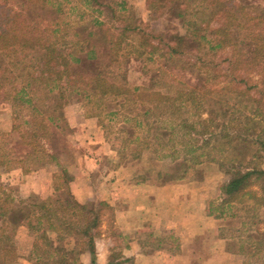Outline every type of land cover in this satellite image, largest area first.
Here are the masks:
<instances>
[{
    "label": "rangeland",
    "instance_id": "rangeland-1",
    "mask_svg": "<svg viewBox=\"0 0 264 264\" xmlns=\"http://www.w3.org/2000/svg\"><path fill=\"white\" fill-rule=\"evenodd\" d=\"M95 1L44 0L41 7L37 0H0L1 16L6 8L10 13L24 11L26 18L22 20L20 15L12 14L10 25L27 19L31 25L39 27L42 38L55 39L60 45L74 48L80 55L95 48L97 56L87 62L90 69L83 72L99 71L108 82L114 83L111 94L101 96L91 92L89 96L82 97L64 77L60 81H47L49 85L55 84V89L58 85L65 87L62 112L66 125L63 126L64 122L60 120L59 128L51 127L50 141L45 138L33 140L30 136L11 139L16 151L26 146L22 141L29 143V150H36L37 153L48 151L40 163L27 158L21 161L17 157L0 160V202L5 200L4 215L0 216V264H45V261L53 264V259L63 256L67 264H101V261L102 264H132L124 260L121 249L123 234L115 227L121 201L115 194L110 201L103 198L107 186L112 191H125L121 188V172L113 171L120 166L125 167V177L132 174L137 181H176L179 178L173 179L174 175L181 174L183 177L186 173L192 181L190 188L193 193L202 195L213 215L223 209L224 217L219 222L224 233L235 235L230 243L234 249L243 245V252H240L242 264H262L264 253L263 256L261 253L252 256L253 248L248 246V235L258 237L255 233L264 230V222L254 223L259 214L256 205L251 199L244 204L235 202L232 206L221 203V197L226 195V185L236 175L229 162L223 159L221 153L207 151L200 162L181 168V158L171 160L165 156L170 150H167L163 140L152 136V130H146L147 122L161 125V118L157 122L154 114L144 116L142 112L148 106L150 92L168 89L169 94H173L176 91L173 87L181 86L173 80L174 74L182 75L180 80L184 85H191L192 81V84L202 83L206 73H218V77L210 78L207 85L203 84L220 87L227 77L225 70L235 58L238 63L234 74L244 81L240 83V89L244 84L257 82L259 67L249 62L247 55L252 51L254 29L264 31V0H219L220 4L214 7L212 16L213 5L206 0H183L181 7L186 5L187 9L184 19L190 18L200 27H206L208 23L209 29L227 22L229 18L225 19V9L237 4L243 8L227 28L230 42L208 49L205 40L197 37L202 32H196L195 38H189L183 44L180 54H169V47L176 32L183 34L187 30L182 26V19L149 7L148 3L152 0H124L123 8L120 0ZM22 5L27 7L24 9ZM254 20L259 23L256 27ZM1 23H4L2 18L0 29ZM205 33L213 39V34ZM213 42L214 39L211 44ZM38 54L20 50L3 57L0 53V146L3 148L6 147L4 138H9L11 129L19 130L20 126L26 129L22 120L27 117V108L21 109L20 102L14 99L19 87L29 83L42 96L44 82L30 79V76L41 72V65L37 62L34 67L27 66L28 61ZM240 59H244L245 65ZM190 64L194 65L191 67ZM197 73L203 75L199 80ZM249 91L252 95L258 94L257 87ZM194 110L195 107L191 108L190 114ZM189 111L185 116L191 117ZM137 120H141V125H137ZM13 134L17 135V131ZM89 147L98 151L95 155L92 152L97 165L91 171L87 167L90 163L94 164L93 159L85 156L89 154ZM247 159L244 168L264 170L262 147H256ZM221 161L223 165H220ZM116 177L119 179L109 182ZM30 187H34L35 191H30ZM73 188L79 191L82 198L73 193ZM252 188L259 191L255 185ZM67 192L81 203L99 208L96 224L91 225L93 216L87 211L68 206L65 213L61 210L56 212L72 223L74 230L67 233L62 226L51 228L49 224H57L56 221L50 223L53 221L51 215L32 206L47 200L46 207L53 209L57 204L51 198L65 197ZM98 201L107 205L99 206ZM59 204L61 208L66 207L65 202Z\"/></svg>",
    "mask_w": 264,
    "mask_h": 264
},
{
    "label": "trees",
    "instance_id": "trees-1",
    "mask_svg": "<svg viewBox=\"0 0 264 264\" xmlns=\"http://www.w3.org/2000/svg\"><path fill=\"white\" fill-rule=\"evenodd\" d=\"M37 1L40 4L39 6L43 7L44 0ZM124 2V0H120L122 8V3ZM206 2L213 5L211 7L212 16L215 12L214 7L219 5L220 1L206 0ZM96 3L101 4L100 2ZM182 3L183 0H152L148 3L149 7L160 9L163 14H172L174 18L182 19V26L184 29H187L183 34L175 33L174 42L169 47V54H180L183 44L187 39L195 38L196 32H202L197 37L205 40L208 44V49H215L224 42H230V32L227 28L231 26L233 19L239 15L241 8H243L242 5L237 4L236 7L230 6L225 9V19L229 18L227 22L225 21L223 25L209 29L208 23L206 27H200L199 23L190 18L184 19L187 15V9L186 5L181 7ZM22 6L24 9L27 7V5ZM106 6L109 8V5ZM12 14L20 15L22 20L26 18L24 11L20 10L16 13H10L9 8H6L3 16L0 15V19L4 20V23H1L2 28L0 29V53L3 57H9L10 53L20 50L32 51L35 54L39 53V57L38 55L33 56L28 61L27 66L31 68L37 62L40 63L41 72L30 76V79L35 81L41 80L44 82V85L41 97L40 91H37L36 87H30L29 83L19 87L15 93L14 99L20 102V108H27V117L22 120V124L26 126V129H21L20 126L19 130H15V128L10 130L11 135L9 133V138L7 139L8 136H6L3 141L6 147L0 146V160L4 159L8 161L17 157L21 161L27 158L28 160L32 159L34 163H40L43 156L48 154V151L44 150L41 153H37L36 150H29L27 148L29 143L24 141H22V144L26 145L24 149L16 151L13 144H11V139H15L16 137L18 139L19 136L22 138L30 136L33 140L45 138L50 141L49 129L51 127H60L58 121H63L62 107L65 102L62 101V97L65 94V87L58 85L57 89H55L56 85H49L47 81H60L64 77L70 87L77 88V92L82 97L89 96L91 92L99 93L101 96L111 94L114 83L108 82L99 71L92 73L90 71L83 72L84 69H88L90 66V63L88 64L87 62L97 56L95 48H91L84 55H80L75 52L74 48L71 49L66 45H60L55 39L50 37L42 38L40 35L42 31H39V27L31 25L27 19L26 21L21 20L20 23L10 25ZM254 22L253 25L256 27L259 23L257 21ZM206 31L210 35L213 34L214 42L212 44L213 39L207 37ZM254 32L256 33L253 34L252 51H250V55H247V57L249 58V62L251 61L252 64L259 67L257 82L254 84H244L245 86L240 89L239 85L243 81V78L234 74L236 62L238 63L237 58L232 59L229 69L225 70L227 77H225L224 81L222 80L224 83L220 87L212 88L209 85L205 86L203 84L206 83L207 85L210 78L218 77V73L209 72L205 76L197 73L200 76L198 80L201 76H203L204 80L202 83L197 84H192V81L191 85H184V82L180 80V76L182 75L174 74L173 80L180 83L181 86H174L173 88L176 91L173 94H169L168 89L164 92L161 90L150 92L151 98L142 115L154 114L157 122L161 118V125L155 126L154 123L147 122L148 126L146 130L147 132L152 130L154 132L152 136L163 140L167 150H170L169 154L166 153L165 156L170 157L171 160L181 158L180 160L185 164L180 163L181 168L200 162L207 151L221 153L223 159L229 162L230 168L234 169V173L236 174L231 182L226 185L224 190L226 195L221 198V203L223 205L231 204L232 206L235 202H239L240 204L242 202L244 204L246 200L249 202L248 200L251 199L252 203L256 205L255 209L258 211L259 207L264 206V170L244 168L246 159L256 150V147H262L264 150V31L254 29ZM63 43L67 44V42ZM27 54L25 53L24 55ZM243 60L240 59L239 61L245 65V61ZM190 65L192 67L194 64ZM252 87H255V89L257 87V96L250 94L249 90ZM39 98L41 99L37 100ZM193 107H195V110L190 114L189 110ZM188 111V115L191 117L185 116ZM126 120H128V117H126ZM136 123L137 125H141V120H137ZM64 125H66L65 122L63 123ZM15 131H17V135L13 134ZM178 132L181 133L178 135ZM176 138L179 139L177 140L178 144L175 142ZM220 165H223L222 161ZM157 175H159V172ZM180 177L181 174H177L172 178L177 179ZM254 185L258 187L261 193L252 188ZM51 199L57 204L53 209L46 207L47 200L32 205L39 207L40 210L47 211L53 220L50 223L53 222L54 224V221H56V227L49 224L51 228L62 226V229L67 233L74 230L71 227L72 223L70 221L56 214L58 210L65 213L68 206L90 213L93 216L92 226L98 222L99 208H95L94 205L88 206L85 203H81L69 192L66 193L65 197L57 196ZM4 201L0 202V216L4 215L2 211ZM60 202H65L66 207L61 208ZM98 205L107 204L103 201H98ZM222 215V208L214 214L217 218ZM230 215L235 216L234 213ZM255 222L257 224L264 221L257 217L254 220ZM255 234L258 237L248 235V246L253 248L252 256L264 253V230L257 231ZM242 247L243 245H240L237 251L243 252ZM45 264H49V262L45 261ZM53 264H67L65 256L53 259ZM262 264H264V261Z\"/></svg>",
    "mask_w": 264,
    "mask_h": 264
},
{
    "label": "crops",
    "instance_id": "crops-1",
    "mask_svg": "<svg viewBox=\"0 0 264 264\" xmlns=\"http://www.w3.org/2000/svg\"><path fill=\"white\" fill-rule=\"evenodd\" d=\"M93 151L94 155L98 152L95 147H89L88 156L85 154L94 162L87 167L90 171L97 165ZM124 168L120 166L113 171L121 172V188L125 191L121 189L118 193L107 186L102 197L110 201L115 194L121 201L115 227L123 234L121 249L125 261L132 264H242L241 253L230 245L235 235L224 233L219 222L224 216L215 217L202 195L193 193L192 181L186 173L176 181H137L132 174L125 177ZM119 178H111L109 182ZM30 188L35 191L34 187ZM72 190L82 198L77 189ZM109 194L111 196L106 197ZM262 213L264 206L259 208L258 214L264 221Z\"/></svg>",
    "mask_w": 264,
    "mask_h": 264
}]
</instances>
